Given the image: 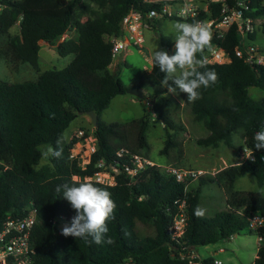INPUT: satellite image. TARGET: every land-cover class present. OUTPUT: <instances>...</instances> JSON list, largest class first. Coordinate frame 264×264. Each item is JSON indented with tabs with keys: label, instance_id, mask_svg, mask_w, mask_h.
I'll return each instance as SVG.
<instances>
[{
	"label": "trees",
	"instance_id": "obj_1",
	"mask_svg": "<svg viewBox=\"0 0 264 264\" xmlns=\"http://www.w3.org/2000/svg\"><path fill=\"white\" fill-rule=\"evenodd\" d=\"M154 7L143 0H0V39L7 38L1 50L5 57L29 63L40 71L41 40L57 44L61 56L75 55L66 67L40 72L35 80H0V228L9 214L24 215L34 204L38 220L31 235L35 248L31 264H181V251L240 234L248 229V218L253 212L264 214V194L236 188L239 175L247 172L264 189V149L256 150L253 140L255 132L264 125V96L254 99L249 91L250 87L264 91V65L250 64L237 56L235 48L241 38L234 28L225 38L210 41L222 45L231 61L207 63L218 79L208 88L201 87L200 98L189 103L195 120L207 130L198 144L219 147L224 142L241 162L217 173L188 175L182 182L164 173L158 164L148 165L133 178L125 171L130 159L119 157L117 152L126 147L142 154L149 148L152 114L167 133L162 154H169L177 146L173 131L185 129L159 99L151 112L131 122L102 119L112 99L126 94L129 87L149 88L156 96L168 90L144 69L129 86L121 80L118 70L110 69L112 43L108 36L123 34V19L130 11L146 13ZM251 8L247 14L263 18L264 33V0H252ZM18 22L20 34L11 35V28ZM71 29H75L77 37L58 43ZM160 39L171 45L164 34H160ZM256 39L257 32L251 35L255 44ZM90 110L98 115V125L93 129L97 149L88 166L83 169L70 158V147L77 141L74 138L63 144L61 158H50V164L36 171L40 165L39 146L56 147L57 139L71 123ZM238 133L244 146L234 143ZM246 150L252 152V157H247ZM100 161L105 162L107 169H120L113 185L88 180L108 190L116 203L115 219L107 222V235L115 241L112 245L65 237L59 229L61 219L70 221L76 213L62 193L55 191L57 185L86 180L102 169L98 166ZM75 175L80 179L75 180ZM212 183L224 188L226 207L212 216L198 218L194 209L199 205L203 186ZM177 200H185L188 205L187 228L179 241L168 233ZM139 223L152 224L154 232L141 233ZM213 261L212 256H205L202 263ZM255 264H264V251L256 257Z\"/></svg>",
	"mask_w": 264,
	"mask_h": 264
},
{
	"label": "rangeland",
	"instance_id": "obj_2",
	"mask_svg": "<svg viewBox=\"0 0 264 264\" xmlns=\"http://www.w3.org/2000/svg\"><path fill=\"white\" fill-rule=\"evenodd\" d=\"M181 21L177 19H157L153 26L145 30V49L140 51L137 48L131 47L125 57L126 63L122 65L119 71L121 80L126 85H131L134 82L135 75L142 71L145 66L150 68L148 74L153 80L161 82L164 73L159 70V67L150 65L145 56L150 57L152 62V53L157 46V49L167 50L169 55L175 54L174 35L171 34V23ZM263 20L259 21L262 24ZM11 35L20 34L19 22L11 28ZM160 34H164L171 40V45H165L160 39ZM77 37L75 29H71L65 33L58 43L70 38ZM6 37L0 39V80L9 82H22L37 79L40 72L49 69H62L69 65L75 55L61 56L57 52L56 45L50 44L47 41H41V49L39 52L40 71H37L29 63H24L18 60H13L5 57L1 50L5 46ZM259 49L264 51V33L261 29L257 31V39L255 44ZM120 59L123 53L119 55ZM115 70L117 67H115ZM165 88V87H163ZM146 92L148 103L129 93L118 95L112 99L109 107L102 113V119L106 122H131L134 119H139L146 112L153 110L154 104L158 101L165 102L167 111L171 116L185 129L173 131V138L177 142V146L171 148L169 154H162L161 150L165 145L167 133L163 123L155 114L151 116V125L148 131L149 148L141 151V153L151 159L156 164L160 165H175L184 170H202L200 173L209 172L215 173L222 167L241 160L238 154L229 148L224 142H220L219 147L205 146L198 144L197 140L207 134L204 126L195 120L190 103L187 101V94L177 91L170 93L168 90L159 96L154 95V92L149 88H143ZM250 95L254 99H259L264 96V91L257 87H250ZM166 99V101L164 100ZM85 121H82L79 115L66 130L67 143L75 138L79 129H86L89 134L93 133L94 125L91 118L87 115ZM91 143L85 141V145ZM234 143L237 146H244V139L241 134L234 135ZM247 153L249 150H246ZM239 157V158H238ZM236 188L239 190L257 191L260 189L256 178L250 173L243 172L239 175ZM205 210L204 216H212L216 212L226 207L225 193L221 186L216 183L203 186L200 194L199 205ZM64 223H70L66 219L59 221V229H62ZM138 229L141 233L152 234L154 228L152 224H138ZM197 253L200 257L212 256L222 260L225 264H251L257 257V237L248 229L240 234H235L230 238H224L215 244L199 246Z\"/></svg>",
	"mask_w": 264,
	"mask_h": 264
},
{
	"label": "built area",
	"instance_id": "obj_3",
	"mask_svg": "<svg viewBox=\"0 0 264 264\" xmlns=\"http://www.w3.org/2000/svg\"><path fill=\"white\" fill-rule=\"evenodd\" d=\"M153 3L156 7L148 12L132 10L123 19V34L120 36H108L112 43V62L119 58V55L128 51L131 47L140 51L145 49V30L152 26L155 19H177L181 21L194 20L204 22L208 25L211 39H223L234 28L241 38L240 45L236 46L235 53L246 62L254 65H264V51L259 49L251 35L261 29L260 20L262 17L248 15L252 0H143ZM151 65L149 56H145ZM209 64H225L231 61L226 49L217 42L210 43V47L204 55ZM148 73L150 68L144 67ZM75 138L77 141L70 147V158L77 160L85 169L91 162L93 153L96 151V138L93 133L86 135L85 129H79ZM74 139V138H73ZM87 143L85 145V141ZM119 157H128L130 162L125 164V171L133 178L140 174L148 165H155L151 159L142 154L122 147L117 152ZM247 157H252L249 150ZM164 173L174 176L177 181L182 182L189 176H196L199 172L188 171L175 165H160ZM98 166L102 169L96 171L93 176L86 177V180H95L103 184L113 185L116 183V173L120 169L111 166L107 169L105 162L100 161ZM104 167V168H103ZM79 180L78 176H74ZM176 212L168 227V233L174 240L184 237L188 222V205L185 200L176 201ZM38 220L37 209L34 204L29 206L24 215L9 214L0 228V264H31L35 254L31 235ZM57 220L55 219V222ZM248 229L257 237V257L264 251V214L253 212L248 218ZM197 248H190L186 252L181 251L180 257L184 260L181 264H203V257L196 251ZM213 264H225L222 260L214 258ZM251 264H255L253 261Z\"/></svg>",
	"mask_w": 264,
	"mask_h": 264
},
{
	"label": "clouds",
	"instance_id": "obj_4",
	"mask_svg": "<svg viewBox=\"0 0 264 264\" xmlns=\"http://www.w3.org/2000/svg\"><path fill=\"white\" fill-rule=\"evenodd\" d=\"M170 27L175 40V54L169 55L167 50H158L156 46L152 53V66H158L165 74L161 81L162 87H166L170 93H177L178 90L186 93L187 101L195 102L201 95L199 89L212 86L218 79L216 71L208 68L204 58L205 49L210 47L211 33L206 23L198 21H174ZM67 139V135L62 134L56 141V147L39 146L40 165L35 170L39 171L40 166L50 164V158H61L63 144ZM253 140L256 150L264 149V125L255 132ZM55 191L62 193L76 213L70 223L63 224L62 235L79 238L89 244L115 243L113 238L107 235V222L115 219L116 209V203L108 190L96 186L91 181L80 180L57 185ZM257 192L264 194V189H257ZM194 215L202 218L205 210L197 206Z\"/></svg>",
	"mask_w": 264,
	"mask_h": 264
},
{
	"label": "water",
	"instance_id": "obj_5",
	"mask_svg": "<svg viewBox=\"0 0 264 264\" xmlns=\"http://www.w3.org/2000/svg\"><path fill=\"white\" fill-rule=\"evenodd\" d=\"M127 93L140 98L143 101V103H145V104L148 103L146 92L142 88H139L137 86L129 87L127 89ZM85 114L91 118V122L93 123L94 127H97L98 115L92 110L86 112Z\"/></svg>",
	"mask_w": 264,
	"mask_h": 264
},
{
	"label": "crops",
	"instance_id": "obj_6",
	"mask_svg": "<svg viewBox=\"0 0 264 264\" xmlns=\"http://www.w3.org/2000/svg\"><path fill=\"white\" fill-rule=\"evenodd\" d=\"M42 42H46V41H44V40H41ZM41 41H40V44H41ZM127 52L128 51H125V52H123V57H121V59H120V57L117 59V60H115L114 62H112L111 63V65H110V69L112 70V71H115V67H117V69H119L118 71H120L121 69H122V65L123 64H125L126 63V61H125V57H126V55H127ZM80 116H81V119H82V121H85V119H87L86 117H87V115L86 114H80ZM216 148V147H215ZM239 158V157H238ZM241 162V160H239V161H235L234 163H230L229 165H233V164H238V163H240ZM229 165H226V166H224V167H222L221 169H224V168H226V167H228ZM182 169H184V168H182ZM220 169V170H221ZM186 170V169H185ZM220 170H218V171H220ZM192 171H196V172H199V171H202V170H193L192 169ZM217 171V172H218ZM217 172H215V173H217ZM220 186V185H219ZM222 188V187H221ZM223 189V191H224V193H225V190H224V188H222ZM225 199H226V193H225ZM214 258V257H213Z\"/></svg>",
	"mask_w": 264,
	"mask_h": 264
}]
</instances>
